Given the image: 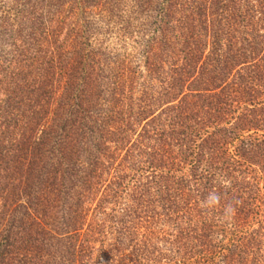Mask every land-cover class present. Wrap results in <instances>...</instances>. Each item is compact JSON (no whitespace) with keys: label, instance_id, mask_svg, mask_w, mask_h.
<instances>
[{"label":"trees","instance_id":"trees-1","mask_svg":"<svg viewBox=\"0 0 264 264\" xmlns=\"http://www.w3.org/2000/svg\"><path fill=\"white\" fill-rule=\"evenodd\" d=\"M22 1L0 264H264V0H131L146 75L90 39L126 0Z\"/></svg>","mask_w":264,"mask_h":264},{"label":"rangeland","instance_id":"rangeland-1","mask_svg":"<svg viewBox=\"0 0 264 264\" xmlns=\"http://www.w3.org/2000/svg\"><path fill=\"white\" fill-rule=\"evenodd\" d=\"M13 1L15 2V0H0V108L4 106V103H10L16 84L25 87L27 83L26 75L28 74V62H21V59H24L23 57H20L18 53H16V47L18 48L22 45L23 37L26 38L28 32L27 24L29 22L27 21L28 19L26 12H16ZM22 2L23 1L21 0L19 3ZM123 4L122 12H116L113 16L108 17L107 19L103 17L102 19L100 18V9H93V14L89 16L88 22H90L97 29V31L91 35L90 39L94 46H99V44L101 45L102 43L103 48H106L108 52H111L113 56L118 57L121 61L130 60L133 66L141 64L142 69H140V72L144 73L142 62L145 57H143L141 49L144 42L143 40L150 38V34L143 35L142 30L139 29V25L144 23L143 19H141L143 17L140 16L139 19L137 18V20H133L135 15L132 11L135 10V6L131 0H126V2ZM42 9H44V7H40V10ZM74 14L75 15H73V18H67L68 24L71 22L74 23L76 21V13ZM120 16L122 21L118 19ZM124 23L129 24V29L131 32L130 34H124L121 31V27ZM66 31L67 27H65L64 34ZM144 75H146V73H144ZM144 79L145 77L142 78V80ZM12 132L13 124L10 122V120L8 119V121L4 123V120L0 119V158L1 152H12L11 146L13 141L11 138H15L13 135H11ZM1 140H3V143ZM3 175V172L0 173V207L4 200L9 199L12 201L13 199L17 200L18 198L13 197L11 194V181L9 179L2 181L1 176ZM4 185H6L7 188L3 193L1 190L3 189ZM260 187L263 188V183ZM107 209L109 210V208ZM103 219V216L98 215L95 219H93V221L100 222ZM173 226L174 225H172L171 222L167 225L158 224L157 226L152 227V233L155 237V239L152 241V246L155 247L157 254L159 252L163 254L170 253L172 246L170 245L169 241L164 242L162 240L163 235H161V232H167L168 230H171L173 233ZM145 230L146 229L141 230V235L144 233L147 234ZM165 239H168V237L166 236ZM218 239L220 240V236ZM111 240L112 237L109 236L108 240L104 243L105 248L110 247ZM228 240L229 238L225 240L224 243H227ZM100 246V244H97V248ZM162 262V264H165L166 261L163 260Z\"/></svg>","mask_w":264,"mask_h":264}]
</instances>
